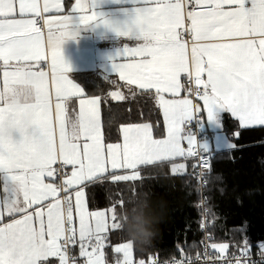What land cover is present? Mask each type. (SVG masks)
<instances>
[{
	"label": "snow or ice",
	"instance_id": "snow-or-ice-1",
	"mask_svg": "<svg viewBox=\"0 0 264 264\" xmlns=\"http://www.w3.org/2000/svg\"><path fill=\"white\" fill-rule=\"evenodd\" d=\"M94 3L76 0L67 14L44 18L45 38L37 19L28 17L63 12L62 0H0V264H77L70 254L77 246L83 264H105L101 234L119 229L118 222L114 212L88 211L87 182L109 166L136 169L194 155L197 140L183 125L197 112L216 120L218 111L226 110L244 126H264V0H140L134 24L116 31L125 38L135 32L142 43L125 45L114 68L129 85L155 90L166 138L155 139L149 124L128 125L122 128V143L105 144L95 97L80 100L69 130L66 101L83 90L68 78L72 69L62 45L79 35L72 27L74 16L80 25L99 21ZM49 51L51 74L39 64ZM127 57L131 62H119ZM182 75L189 83L194 79L202 107L175 98L185 90ZM164 93L174 98L165 99ZM113 96L123 99L120 93ZM137 178L135 172L113 175L118 181ZM211 247L221 255L228 249L227 244ZM131 249L115 247L122 254L119 264H134ZM241 254L246 257L247 249ZM148 264L159 260L150 257ZM232 264L242 261L233 257Z\"/></svg>",
	"mask_w": 264,
	"mask_h": 264
},
{
	"label": "trees",
	"instance_id": "trees-1",
	"mask_svg": "<svg viewBox=\"0 0 264 264\" xmlns=\"http://www.w3.org/2000/svg\"><path fill=\"white\" fill-rule=\"evenodd\" d=\"M76 77L87 94L101 99L107 143L119 141L123 124L150 122L156 136L165 135L154 93L128 87L93 72L78 73ZM115 89L123 92V100L112 98L111 91ZM223 125L234 145L231 149L213 152L207 186L213 243L227 244V253L242 249L253 253L264 251V126L241 127L229 115L224 117ZM160 166L140 167L135 180H114L113 175L121 173H112L87 185L89 207L112 210L120 225L108 234L105 249L108 261L115 256L113 245L127 240L133 242V261L150 257H191L200 253L203 234L199 208L190 220L186 235L178 231L185 222L174 219L161 221L172 228L168 233L162 227L148 231L158 223L150 219V212L156 206L170 211L169 201L178 196L191 195L196 203L199 200V189L192 177L176 175L167 179L160 172ZM183 182L187 187L185 191L181 190ZM152 197H156L157 202Z\"/></svg>",
	"mask_w": 264,
	"mask_h": 264
},
{
	"label": "crops",
	"instance_id": "crops-1",
	"mask_svg": "<svg viewBox=\"0 0 264 264\" xmlns=\"http://www.w3.org/2000/svg\"><path fill=\"white\" fill-rule=\"evenodd\" d=\"M41 4L43 3V0H40ZM50 2H55V0H50ZM76 0H62L63 6H64V11L63 12H57L55 10L50 11L48 13H42L43 21L44 18L52 17V16H57V15H64L67 14L70 11V6L75 5ZM85 2H88V0H85ZM140 0H95L93 10L95 13L99 16V21L94 24H89V25H80L79 24V17L74 16L73 20V30L78 31L79 35L75 39H68L63 45H62V50H63V55L65 58L66 63H68L71 66V71L67 73L68 78L73 81L76 85H78L82 90H83V95L82 96H71L67 99L66 101V108H67V121H68V127L70 130L71 123L77 119L78 113H79V108H80V100L81 99H92V98H98L100 101L99 104V113H100V121H101V126L102 130L104 133L103 129V113H102V103L101 99L97 95H89L87 94L85 88L83 85L78 81L76 75L78 73H97L99 76L105 78V79H110L113 81H118L120 83H123L127 85L128 87L135 88L137 90L139 87L137 85H129L126 81L120 79L119 75L116 73V69L114 68V61L119 59L120 53L123 51L125 45H127L130 48H134L138 46L141 41H137L135 39V32L132 38H125L121 37L118 32L116 31L117 28L119 29H124L127 26H131L134 24L135 18H136V10L139 6ZM28 18H35L36 17H28ZM107 20L109 23L105 24L103 21ZM45 31H42L44 34L45 38L48 33V26L44 23ZM53 31H55V26H53ZM183 31V30H181ZM132 58L127 57L124 61H119V62H131ZM40 67L42 68L43 71L48 72L51 74L52 72V61H51V53L49 51L47 57L39 62ZM2 72H3V67H2V62H0V88L3 87V77H2ZM185 76H181V82L184 84ZM185 85V84H184ZM150 92L155 94L156 102L161 110L162 118H163V123L165 126V135L164 136H156L154 133L153 126L150 122H142V123H133V124H123L120 127V139L117 142H110V143H122L123 141V133H122V128L124 126L128 125H142V124H149L152 126V133L153 137L155 139H164L167 136V122L164 118L163 114V108L160 106L158 97L156 96L155 90H151ZM113 93H120L123 98L124 94L120 89H115L111 91V96L114 100L116 101H121L123 99H118L113 96ZM165 99H173L170 94L164 93ZM175 98H187L192 100V96L189 94V91L187 87L185 86V90H182L180 93L179 97ZM53 103H55V94H54V89H53ZM197 105L202 107V101L198 99ZM202 115V128L204 131L208 133V137L204 139V141L201 142L203 143V147L207 151L216 152V151H221V150H228L233 147V141L227 134L224 125H223V120L226 115L231 116L238 122V124L241 127H251V126H244L242 125L238 119L232 115L230 112L226 110H220L217 113V119L216 120H209L207 118L206 112H200ZM55 115V113H54ZM194 117V116H193ZM192 118L186 120L184 122L183 127L190 132L192 135L193 133L191 132L189 128V121H191ZM259 126V125H256ZM194 136V135H193ZM81 143H83V140H81ZM104 143L109 144L105 141L104 137ZM185 148H187V144H184ZM162 165L159 167L160 172H162V175L169 179L172 176L176 175H188L190 176V171L194 167L195 164V158L193 155H185L183 157H173L168 160H163V161H156L152 164L148 165H140L136 169H117V170H112L109 166V171L105 174H103L100 178L105 177L107 175H110L112 173H121L119 175H129L131 176L134 172L138 173L140 167L144 166H149V165ZM180 165H184L183 168H180ZM117 174V176H119ZM161 175V174H160ZM139 177V173H138ZM191 177V176H190ZM98 178V179H100ZM95 179V180H98ZM94 180V181H95ZM46 182H52V181H46ZM93 182V181H92ZM164 182V181H163ZM91 182H87V185ZM2 186V185H0ZM83 187V186H81ZM85 192V198L87 201V208L89 212H99V211H104L107 214L111 215L113 213L112 210L110 209H91L88 204V199H87V191L86 187L83 188ZM181 190L185 191L187 190L186 184L183 182L181 185ZM71 193L74 194L75 189L70 190ZM65 195V194H64ZM64 195H61V198H63ZM0 196H2V193H0ZM179 198L171 199L169 202L170 205H172L170 211L163 210L159 207H155L153 211L150 212V219L158 221L157 225H154L155 227L149 228V232H153L155 230H160L161 227L162 229H165V233L170 232L168 229L172 230V228L165 223H161V221H168L170 220H177V221H184L185 224L181 228L179 226L178 231L179 232H184L183 235H186L188 233V229L190 228V220L192 219V216H194L195 211L198 209L197 203L194 199H191V195L188 196H178ZM150 198V196H149ZM148 198V201H149ZM152 199H155L156 197H152ZM162 200L166 201V199L163 197ZM74 202V201H73ZM49 203V201H45V205ZM191 216V218H190ZM10 220V217L7 215L5 211L4 215V220L3 222L6 223ZM109 225H111V220H109ZM119 223H117L118 227ZM120 226V225H119ZM113 230L111 227H109L108 231L102 233V249L104 252V258H105V264H119V262L122 260V254L115 253L114 249L115 247L122 246L124 244H128L131 246V252H133V242L130 240L118 243L113 245V251L115 253V256L112 261H108L106 258V251L105 249L108 246V234L109 232ZM219 245V244H225V243H215L213 245ZM180 246V245H179ZM181 250L183 249L182 246L179 247ZM75 252L78 256L79 263L83 264V258L79 257V247H75ZM227 252V251H226ZM55 259V258H53ZM133 261L134 258H131ZM147 260V259H143ZM149 260V259H148Z\"/></svg>",
	"mask_w": 264,
	"mask_h": 264
},
{
	"label": "built area",
	"instance_id": "built-area-1",
	"mask_svg": "<svg viewBox=\"0 0 264 264\" xmlns=\"http://www.w3.org/2000/svg\"><path fill=\"white\" fill-rule=\"evenodd\" d=\"M37 27H40L42 31H45L43 18L36 17ZM184 84L187 87L189 94L192 96L193 102L197 105L198 96L195 95L196 85L194 79L191 83L185 78ZM189 128L194 134L197 145L193 147V156L195 158V164L192 170L190 171V176L197 184L199 189V200L197 206L201 213V231L203 234L202 238V248L200 253L191 256V257H181V258H172V259H159V264H232L233 257H238L243 261L247 260L249 264H264V251H258L256 253L247 251V256H243L241 251L234 253H224L223 255L215 251L211 246L213 243V236L210 232L211 219H210V208L208 206V197H207V186L209 181V176L212 168V160L214 153L207 151L201 145V142L208 137V133L202 128V115L200 112H197L193 119L189 121ZM206 159V163H202ZM65 193L61 192V195ZM207 208V212H203L202 209ZM71 255L75 256L77 259V264L79 263L78 256L75 252V249L72 248ZM148 259L143 260L139 259L133 261L134 264H148Z\"/></svg>",
	"mask_w": 264,
	"mask_h": 264
},
{
	"label": "rangeland",
	"instance_id": "rangeland-1",
	"mask_svg": "<svg viewBox=\"0 0 264 264\" xmlns=\"http://www.w3.org/2000/svg\"><path fill=\"white\" fill-rule=\"evenodd\" d=\"M254 126H256V125H254ZM194 135V134H193ZM204 141V140H203ZM201 145H203V143L201 144ZM218 245V244H217ZM132 254H131V257H130V259L131 258H133V252H131Z\"/></svg>",
	"mask_w": 264,
	"mask_h": 264
}]
</instances>
